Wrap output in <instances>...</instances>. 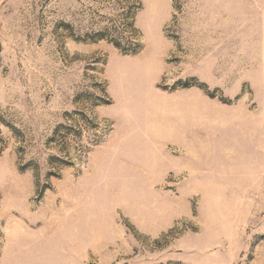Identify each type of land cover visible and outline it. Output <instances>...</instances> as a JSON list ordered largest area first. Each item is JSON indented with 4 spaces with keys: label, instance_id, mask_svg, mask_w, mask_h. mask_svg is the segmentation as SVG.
I'll list each match as a JSON object with an SVG mask.
<instances>
[{
    "label": "rangeland",
    "instance_id": "1",
    "mask_svg": "<svg viewBox=\"0 0 264 264\" xmlns=\"http://www.w3.org/2000/svg\"><path fill=\"white\" fill-rule=\"evenodd\" d=\"M0 264H264V0H0Z\"/></svg>",
    "mask_w": 264,
    "mask_h": 264
}]
</instances>
